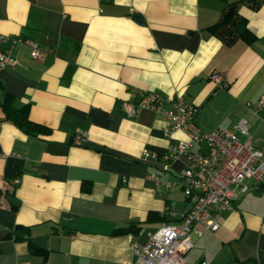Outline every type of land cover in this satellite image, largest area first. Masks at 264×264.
Segmentation results:
<instances>
[{"label": "crops", "instance_id": "crops-1", "mask_svg": "<svg viewBox=\"0 0 264 264\" xmlns=\"http://www.w3.org/2000/svg\"><path fill=\"white\" fill-rule=\"evenodd\" d=\"M231 4L254 40L227 43L210 27ZM255 4L0 0V49L17 58L0 67V264L134 262L133 242L146 243L148 232L175 220L171 208L187 207L178 184L187 159L164 170L143 155H161L184 137L165 135V116L140 108L148 91L183 95L197 107V125L209 105L215 122L227 124L217 127L245 118L264 147V108L256 105L264 94V0ZM6 94L29 104L28 118L50 131L31 134L5 119ZM260 187L220 212L218 229H193L186 264H264Z\"/></svg>", "mask_w": 264, "mask_h": 264}, {"label": "built area", "instance_id": "built-area-1", "mask_svg": "<svg viewBox=\"0 0 264 264\" xmlns=\"http://www.w3.org/2000/svg\"><path fill=\"white\" fill-rule=\"evenodd\" d=\"M31 55L40 56L39 43L27 40ZM17 58L9 51L0 49V67H9ZM211 78L221 82L222 77L214 72ZM257 108H264V94ZM140 108L165 116L163 132L171 135L180 131L183 139L162 152L144 150L147 158L161 160L164 170L172 161L186 158L188 163L178 184L181 186L188 205L175 211L169 210L174 221L164 222L157 230L148 232L144 244L133 242L134 262L123 264H186L184 253L192 247L190 233L196 227L216 230L220 226L219 213L234 208V203L250 190L264 185V147L253 143L249 122L241 118L233 127H217L205 131L197 125V107L183 95L169 97L160 92L148 91L139 104ZM134 112V110H133ZM244 139H241L239 134ZM82 136L78 135L77 140ZM166 186L175 183L160 181ZM202 264H205L203 262Z\"/></svg>", "mask_w": 264, "mask_h": 264}, {"label": "trees", "instance_id": "trees-1", "mask_svg": "<svg viewBox=\"0 0 264 264\" xmlns=\"http://www.w3.org/2000/svg\"><path fill=\"white\" fill-rule=\"evenodd\" d=\"M255 1V6L257 7L260 0ZM234 9V4L229 5L224 11L220 22H217L210 27H212L214 32L227 43H231L234 39L239 37H245V39H249V41L254 40L255 35L248 28L246 19L239 15ZM1 105L6 115L5 119L12 120L26 132L37 134L38 132L50 131L46 125L30 120V118H28L29 104H18L12 94H6ZM259 189L264 191V185Z\"/></svg>", "mask_w": 264, "mask_h": 264}, {"label": "rangeland", "instance_id": "rangeland-1", "mask_svg": "<svg viewBox=\"0 0 264 264\" xmlns=\"http://www.w3.org/2000/svg\"><path fill=\"white\" fill-rule=\"evenodd\" d=\"M220 88H218L217 90L219 91ZM210 106V105H209ZM209 106H207L206 109L204 110H201L202 112L200 113L201 114V117L199 118L198 120V125H200L205 131H211V129L213 130L215 127H217L219 124H222L224 126H226L227 124H223V123H216L215 122V113L209 108ZM241 139H244L243 135L242 137L239 136ZM254 143L256 145H262L263 143V138L262 137H259V138H255L254 139ZM260 193H263V192H260L258 190H250L247 194H245L244 197H247V196H252L254 194H260ZM193 251H199L198 248H196L195 250Z\"/></svg>", "mask_w": 264, "mask_h": 264}, {"label": "water", "instance_id": "water-1", "mask_svg": "<svg viewBox=\"0 0 264 264\" xmlns=\"http://www.w3.org/2000/svg\"><path fill=\"white\" fill-rule=\"evenodd\" d=\"M133 17L137 20V21H141V17L139 16V14H134ZM8 199L11 200L14 203H17V200L15 199V197H13L12 195H8Z\"/></svg>", "mask_w": 264, "mask_h": 264}]
</instances>
